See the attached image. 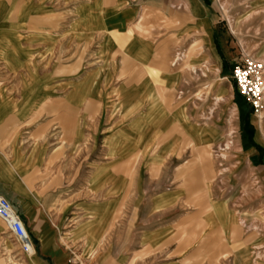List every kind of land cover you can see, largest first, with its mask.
<instances>
[{"label": "crops", "instance_id": "1", "mask_svg": "<svg viewBox=\"0 0 264 264\" xmlns=\"http://www.w3.org/2000/svg\"><path fill=\"white\" fill-rule=\"evenodd\" d=\"M206 1L0 0V194L34 248L12 264H252L208 190Z\"/></svg>", "mask_w": 264, "mask_h": 264}, {"label": "rangeland", "instance_id": "2", "mask_svg": "<svg viewBox=\"0 0 264 264\" xmlns=\"http://www.w3.org/2000/svg\"><path fill=\"white\" fill-rule=\"evenodd\" d=\"M206 2L211 11L214 45L224 72L220 76L213 73L212 92L207 89L195 96L197 101L211 102V105L207 103L210 107L206 111L199 112L198 118L212 121L216 131L224 132L222 138L207 148L208 190L213 200H227L229 210L236 215L233 227L239 229V234L231 237L233 243L248 249L252 264H264V99L258 110L252 108L239 95L231 74L233 66L247 55L264 58V0ZM193 79L200 83L204 76L198 72ZM212 209L223 228L233 220L231 214L225 217L224 206L213 203ZM0 227L6 244L0 241V259L12 264L10 261L24 252L1 221ZM10 242L19 246V251L13 252Z\"/></svg>", "mask_w": 264, "mask_h": 264}, {"label": "built area", "instance_id": "3", "mask_svg": "<svg viewBox=\"0 0 264 264\" xmlns=\"http://www.w3.org/2000/svg\"><path fill=\"white\" fill-rule=\"evenodd\" d=\"M237 91L251 106L258 110L264 99V58L248 55L231 70ZM0 221L19 242L24 253L34 251L31 237L23 221L6 197L0 194Z\"/></svg>", "mask_w": 264, "mask_h": 264}, {"label": "bare ground", "instance_id": "4", "mask_svg": "<svg viewBox=\"0 0 264 264\" xmlns=\"http://www.w3.org/2000/svg\"><path fill=\"white\" fill-rule=\"evenodd\" d=\"M212 211H213V209H212Z\"/></svg>", "mask_w": 264, "mask_h": 264}]
</instances>
